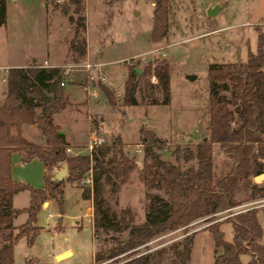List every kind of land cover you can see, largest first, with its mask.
<instances>
[{
    "label": "trees",
    "instance_id": "16d2710c",
    "mask_svg": "<svg viewBox=\"0 0 264 264\" xmlns=\"http://www.w3.org/2000/svg\"><path fill=\"white\" fill-rule=\"evenodd\" d=\"M83 1L68 0L67 6L53 4L54 9L59 8L67 15L73 26L68 50L76 60L86 55ZM149 1L152 3L150 40L156 42L167 36L176 1ZM190 3L193 17L194 0ZM71 6L72 14L69 13ZM5 21V0H0V25ZM254 30L256 50L249 51L246 60L208 65L205 134L195 147L176 145L170 151L175 162L162 158L163 139L143 127H140L141 167L137 166L135 156L124 150L120 137L110 143L104 141L90 153L68 154L66 136L54 120V115L69 104L60 85L64 75L62 68L40 66L35 61L25 67H10L0 99V264H13V248L20 238L25 237L28 245L33 244L42 228L37 225V215L45 201L54 200L59 214H63L64 179H57L54 173V169L63 164L67 166L65 180L81 188L83 199L92 201L93 261L97 264H161L166 258L167 264H189L193 235H185L166 247L139 255L134 251L147 247L151 239L164 232L186 228L200 219L214 220L220 214H228V209L263 196L264 181L256 183L253 176L264 172V24L255 25ZM137 68L128 69L123 105L138 103V78L144 75H154L157 79L150 87L161 93V99L152 102L169 104L173 65L162 60L155 66L148 63L140 67V73ZM99 89L108 105L116 107L113 90L101 83ZM31 124L40 132L42 143L23 136V125ZM213 144H218L231 161L220 173L213 161ZM14 151H22L25 160L37 158L42 162L43 187H33L12 178ZM191 161L196 163L185 164ZM134 171L146 189H162L166 194V197L159 193L146 194L149 202L143 221L137 225L129 208L121 209L118 217L112 216L103 193L104 185L119 187ZM88 178L90 183H85ZM23 190L29 192V204L16 210L12 205L13 195ZM21 212L27 214V219L15 226L13 218ZM231 212L235 213L210 225L215 245L213 264H264L259 209L239 208ZM224 221L231 224L232 241L223 238L219 227ZM242 255H248L246 262ZM25 264H36V261L27 259Z\"/></svg>",
    "mask_w": 264,
    "mask_h": 264
},
{
    "label": "rangeland",
    "instance_id": "374dc122",
    "mask_svg": "<svg viewBox=\"0 0 264 264\" xmlns=\"http://www.w3.org/2000/svg\"><path fill=\"white\" fill-rule=\"evenodd\" d=\"M175 1L167 36L152 42L150 40L152 3L149 0H84L82 14L86 26L83 35L91 42L92 52L89 56L86 54L84 58L76 60L69 52L63 57L65 45L67 46L73 35V26L68 22L67 15H64L59 8L54 9L53 6V4L67 6L68 0L52 2L51 0H5L6 40L0 44V62L5 60L13 63L32 62L36 57L41 61L36 63L43 65L42 61L46 58L57 61L62 59L58 66L64 71V82L73 79L77 83L80 80L83 86L76 90L75 96L83 98L87 96V101H99V105L94 109L97 112L88 111L87 120L89 125L90 119L96 121L98 127L95 131L97 129L104 136L105 142L110 143L116 137H120L124 143V150L134 155L137 166L141 167L143 147L140 144V127L148 129L147 127L154 124L156 130H151L164 141L162 158L175 162L170 151L176 145L195 147L205 134L208 125V119L204 115V103L208 93V65L244 61L249 51L256 50L254 27L257 24H264V0H223L227 1V5L213 17H208L206 10L216 0H194L193 17L189 0ZM72 10L73 6L69 13L72 14ZM73 15L76 17V14ZM98 47L100 51H96ZM158 47L164 48L166 56L150 64L155 65L167 60L173 65L174 69L170 75V103L152 102L160 100L161 93L150 87L151 84L157 83L150 80L152 75H144L138 78L136 91L138 105H123L124 78L129 67L140 68L148 64L137 60L129 65L124 60L129 57L149 59L151 54L148 52ZM86 60L98 64L93 74L97 90L95 97H88L85 90L91 76V73L82 67V63ZM189 74L195 75V78L189 80L187 77ZM100 76L108 83L102 82ZM100 83L113 90L117 100L116 107L107 104L104 94L99 89ZM4 84L0 81V92ZM66 90L75 89L71 83H68ZM102 116L105 117V123L99 124ZM144 117H151V120L155 117V123L145 122ZM90 127L91 125L88 129L87 144ZM78 150L82 154L88 153L84 147L67 153L71 154ZM213 159L215 169L219 170L218 173L226 170L231 164L230 159L217 146L213 150ZM195 163L191 161L185 164ZM15 167L17 169L15 173L31 179L32 183L27 184L33 187H37L34 185L37 180L43 179L42 174L40 172L38 174L33 165ZM84 182L88 183L86 180ZM62 188L63 214L56 215L59 212L55 201L48 209L40 210L37 215V225L42 228L33 245H27L24 238L16 243L13 264H25L27 258L35 260L36 264H97L93 261L94 234L92 237L87 223V219L91 220L90 223L93 219L92 201L89 203L87 199H83L81 188L75 184L66 181ZM103 193L112 216L118 217L121 209L129 208L134 214L133 223L136 225L144 219L149 202L147 193H159L166 197L162 189H146L138 179L137 171L131 173L128 181L121 183L119 187L104 185ZM248 203L259 209L264 240V195ZM224 216L220 214L210 221L200 219L186 228L164 232L151 239L147 247L142 246L134 251V254L139 255L166 247L181 240L185 235H193L194 242L191 245L189 264H213L215 245L209 228L211 223L223 219ZM80 218L82 223L79 221ZM219 228L223 238L232 241L230 222H222ZM64 248H71L73 251L69 249L68 251L71 252L69 256L57 259L56 256L60 254L58 252ZM241 258L246 262L249 257L242 255ZM161 264H167V258Z\"/></svg>",
    "mask_w": 264,
    "mask_h": 264
},
{
    "label": "crops",
    "instance_id": "0c3cea01",
    "mask_svg": "<svg viewBox=\"0 0 264 264\" xmlns=\"http://www.w3.org/2000/svg\"><path fill=\"white\" fill-rule=\"evenodd\" d=\"M217 3H219V4L225 3V5L221 7V9L227 5V1H223V0H216L214 3H211L210 5H214ZM5 26H6V22L3 25H0V31L2 32V34H0V44L3 43V41L5 42V40H6L5 39V32H4ZM1 35H3L2 39H1ZM85 39H86V54L89 56L92 52L91 51V42L87 38H85ZM68 49H69V41L67 43V46L65 45V51H64L63 57H64V55H66V53L69 52ZM99 49H100V47H98L96 51H100ZM33 61L41 62L36 57L34 58ZM45 61L47 62V64L49 63V66H58L60 64V62L62 61V59L57 61V60H50V59L46 58V59H43L42 63H44ZM28 63H30V62L13 63V62H8L7 60H5V62H0V66L1 67H7V68L25 67ZM124 81H125V78H124ZM106 82H107V80H106ZM2 83L4 84V82H2ZM68 83H71L75 90H72V91L66 90V86ZM80 87L83 88L80 80H78L76 83L73 79H70V81L65 83V85L63 86V89H64L65 95L67 96V98L69 100V104L63 111L54 115L55 123L60 127V129H61L60 132L65 134L66 140L69 144L67 152H72V150L80 149L81 147H84V149H87V147H86L87 135H88V129L90 126L89 122L87 120V114H88V111L96 113L97 111L94 109H96V106L99 105V103H98L99 101H97L96 99H95L96 101H91V100L87 101L86 95H85L86 97H84V98L75 96V93L77 92L76 90H78ZM4 90H5V84L3 85L2 90L0 92V99H2V97H3ZM123 95H124V91H123ZM136 98H137V96H136ZM137 101H138V99H137ZM106 102H107V100H106ZM138 103H139V101H138ZM138 103L135 106H137ZM152 110L153 109H151V111ZM155 111H153L154 114H155ZM154 118H152V120H151V117L150 118L144 117L143 120H145V122H152L153 123ZM104 123H105V117L102 116V117H100L99 124H104ZM154 123H155V121H154ZM96 124H97L96 121H94L93 126L95 128L98 127V126H96ZM147 128L156 130V126L154 124L147 127ZM96 133L98 135H100L102 138L104 137V136H102V134L99 133V131H97V129H96ZM22 134L25 138H27L28 140H30L32 142L34 141L35 143H42L40 132L37 130V128L33 124L23 125ZM215 146H217L218 149L220 150L218 144H213V150H214ZM76 154H82V152L80 150H78V151L71 153V155H76ZM213 161H214V159H213ZM17 165L21 166V167L33 165L36 168L37 173L39 174V172H40L42 174V177H44L45 168L39 159L32 158L30 160H25L24 153L22 151H14L11 154V175L15 181L22 182V183H29V182L32 183L31 182L32 180L27 178L26 176L19 174L17 172L15 173V169H16L15 166H17ZM216 171H219V170H216ZM54 172H56V169H54ZM66 176H67V174H66ZM66 176L63 177L64 182H66V180H65ZM34 185H36L37 187H43L44 180L43 179L40 181L37 180L36 184H34ZM22 194H24V195H22ZM29 200H30L29 192L27 190L20 191V192L13 195V198H12L13 208L16 210H21V209L28 206ZM53 202H54V200H47L46 202H44V204H42L41 210L48 209ZM88 202L90 203L91 200H88ZM89 208H90V206H88V209ZM49 214H50V212H49ZM56 215L58 216L59 213H57ZM75 217H77V216H75ZM26 219H27V214L25 212L18 213L13 218V224L15 226H18V225L24 223L26 221ZM87 220H88L87 223L90 226L92 237H93V224L90 223V221H91L90 219H87ZM76 221H78V220H76ZM79 221L82 223V218H80ZM92 221H93V219H92ZM22 238H24L26 240L25 237H22ZM22 238H20V239H22ZM193 242H194V240H193ZM193 242H192V244H193ZM16 243H15V245H16ZM26 243H27V241H26ZM15 245L13 248V255H14ZM29 246H31V245H29ZM69 249H71V248H64V249L60 250L58 253L66 252ZM190 256H191V253H190ZM27 259H25V261Z\"/></svg>",
    "mask_w": 264,
    "mask_h": 264
},
{
    "label": "built area",
    "instance_id": "2783aa9c",
    "mask_svg": "<svg viewBox=\"0 0 264 264\" xmlns=\"http://www.w3.org/2000/svg\"><path fill=\"white\" fill-rule=\"evenodd\" d=\"M148 53L151 54V57L149 59L147 58H142V59H135L134 57H129V58H126L124 61L131 65L133 64L135 61L139 60L141 61L142 63H150V62H154V60L156 59H159V58H163L166 56V51H164V48L163 47H158V48H152ZM40 66H45L47 67V62L45 61L43 63V65H40ZM98 66V64H94V63H91L89 60H86L82 63V67L87 71V72H90L91 73V76H90V83H88V85H86L85 87V90H86V94L88 95V97H91V96H97V90L95 88V82H94V77H93V74H95V71H94V68L96 69V67ZM152 66H155V65H152ZM61 67V66H60ZM8 69L7 67H1L0 66V81L1 82H6V77H7V72H8ZM66 71H68V69H66ZM63 74H64V71H63ZM100 80L103 82V81H106L104 77L100 76L99 77ZM150 80L154 83L157 82V79L154 75H152V77L150 78ZM60 85L61 86H64L65 85V82L64 80H62L60 82ZM91 118V117H90ZM90 122H91V127H90V135H89V138H88V144H87V150L88 152L90 153L95 147L101 145L104 140L103 138L98 135L95 131V127L93 126V119H90ZM56 171H58V169H56ZM88 183H90V178H88L86 180ZM249 203H245V204H242V205H239L235 208H231V209H228L227 212H229L228 214H226L224 216L225 217H228V216H231L233 215L235 212H231V210H235V209H238V208H244V209H247V208H250V207H254L252 205H249Z\"/></svg>",
    "mask_w": 264,
    "mask_h": 264
},
{
    "label": "water",
    "instance_id": "95a60500",
    "mask_svg": "<svg viewBox=\"0 0 264 264\" xmlns=\"http://www.w3.org/2000/svg\"><path fill=\"white\" fill-rule=\"evenodd\" d=\"M225 3H217V4H214V5H209L207 7V10H206V14L208 17H213L215 15H217L220 10H221V7L224 6ZM137 72L140 73L141 72V69L140 68H137ZM188 79L189 80H193L195 78V75L193 74H189L188 76ZM66 173H67V166L65 164L62 165V167L59 169V171L55 174V177L57 179H62L64 176H66ZM261 180H264V172H261L255 176H253V181L254 182H261ZM71 254V252L69 251H66V252H63V253H60L56 256L57 259H62V258H65L67 256H69Z\"/></svg>",
    "mask_w": 264,
    "mask_h": 264
}]
</instances>
